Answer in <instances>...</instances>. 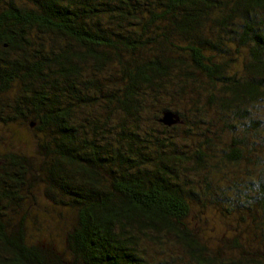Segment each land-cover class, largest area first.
I'll return each instance as SVG.
<instances>
[{
	"label": "trees",
	"instance_id": "1",
	"mask_svg": "<svg viewBox=\"0 0 264 264\" xmlns=\"http://www.w3.org/2000/svg\"><path fill=\"white\" fill-rule=\"evenodd\" d=\"M263 106L264 0H0V118L41 133L0 155V264H264ZM39 185L67 258L27 241Z\"/></svg>",
	"mask_w": 264,
	"mask_h": 264
},
{
	"label": "rangeland",
	"instance_id": "2",
	"mask_svg": "<svg viewBox=\"0 0 264 264\" xmlns=\"http://www.w3.org/2000/svg\"><path fill=\"white\" fill-rule=\"evenodd\" d=\"M14 91V88L10 89L7 92L6 98L12 97ZM179 107H181L180 104ZM262 110H264V108ZM5 115H7L6 112H4L2 116L4 117ZM29 121L32 120L30 118H22L9 122L0 118V155L15 153L25 156L26 154L33 152L36 142L39 141V139L37 140V137L41 133L35 131L33 126L29 127ZM226 135L227 137L229 136V134ZM226 135H222L221 139L225 138ZM243 167L244 166L238 167L239 171ZM216 171H218V173L216 176L214 175L212 181L216 180L221 183L224 180V173L226 172L227 175H230L231 173V170H228L225 167H223L222 170L217 169ZM239 171L238 173H240ZM251 173L252 171L249 172V174ZM242 174L247 175L246 173ZM219 187L222 188V186ZM42 190L43 188L40 185L33 187L28 195L29 197L30 195L32 196V200L26 198V202L23 205L25 207L27 206V210L29 211L28 216H34L33 219L28 220L27 218L23 222L27 241L36 244L43 251L67 258L64 239L65 234L68 232L74 221L73 211L69 207L58 206L56 205V202L46 199V195ZM205 205H201L205 206L201 208L199 203L194 204L193 210L190 212V218L194 222L196 220V223L200 226L201 229L199 231L203 238L207 240L209 237H211V239H214V237L221 239L224 238V236H234V234H238L231 218H229L231 215L224 217L216 208H214L213 205ZM241 213L247 219L250 217L249 214L243 211H241ZM240 223L241 222L235 223V225H239ZM241 227H243L244 232L242 231L243 229H241L238 236L243 237L244 234L246 236V230H248V224L246 221L243 222ZM232 232L233 234H231Z\"/></svg>",
	"mask_w": 264,
	"mask_h": 264
},
{
	"label": "water",
	"instance_id": "3",
	"mask_svg": "<svg viewBox=\"0 0 264 264\" xmlns=\"http://www.w3.org/2000/svg\"><path fill=\"white\" fill-rule=\"evenodd\" d=\"M174 118V115L170 112H163L162 114V122L165 123V124H171V123H174L176 121V118L173 120Z\"/></svg>",
	"mask_w": 264,
	"mask_h": 264
}]
</instances>
